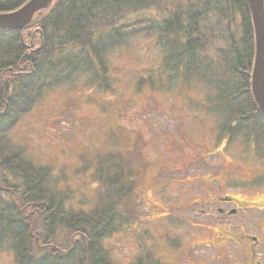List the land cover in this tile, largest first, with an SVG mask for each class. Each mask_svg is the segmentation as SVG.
Listing matches in <instances>:
<instances>
[{
    "label": "trees",
    "instance_id": "obj_1",
    "mask_svg": "<svg viewBox=\"0 0 264 264\" xmlns=\"http://www.w3.org/2000/svg\"><path fill=\"white\" fill-rule=\"evenodd\" d=\"M24 1L0 0V12ZM156 8L160 18L146 14ZM148 35L162 52L156 72L141 74L150 89L166 71L176 84L199 82L211 91L204 110L217 119L216 142L264 145V117L250 92L254 39L245 0H52L23 28L0 29V254L10 264H119L104 239L134 217L135 178L123 156L101 157L92 200L74 206L63 176L7 131L32 105L29 94L70 82L80 70L112 91L103 55ZM127 264L162 262L148 250Z\"/></svg>",
    "mask_w": 264,
    "mask_h": 264
},
{
    "label": "rangeland",
    "instance_id": "obj_2",
    "mask_svg": "<svg viewBox=\"0 0 264 264\" xmlns=\"http://www.w3.org/2000/svg\"><path fill=\"white\" fill-rule=\"evenodd\" d=\"M146 14L158 19L161 10ZM159 47L148 35L107 50L103 57L112 91L95 85L92 72L80 70L70 82L29 94L32 105L7 135L24 145L34 161L63 176L61 184L74 191V206L83 197L92 200L101 157L123 156L135 178L129 207L134 217L104 239L117 263L127 264L136 253L150 250L163 264H223L219 252L227 245L218 251L215 244L223 243L225 235L201 227L199 210L215 191L264 197V183L255 182L264 171V145L239 137L223 148L224 141L218 145L217 119L204 110L211 91L199 82L176 84L166 71V78L157 82L155 77L156 88L150 89L141 74L156 72ZM81 163L85 169H79ZM227 179L235 186L226 187ZM244 184L254 186L245 189ZM261 211L247 209L255 216ZM0 264H10L8 253L0 254Z\"/></svg>",
    "mask_w": 264,
    "mask_h": 264
},
{
    "label": "flooded vegetation",
    "instance_id": "obj_3",
    "mask_svg": "<svg viewBox=\"0 0 264 264\" xmlns=\"http://www.w3.org/2000/svg\"><path fill=\"white\" fill-rule=\"evenodd\" d=\"M212 194L215 204H209L200 210L201 225L225 235L223 244L217 243L219 247H231L229 240L233 242L235 248L225 251V264H264V197L248 199L231 193ZM250 208L262 209L261 215L247 213Z\"/></svg>",
    "mask_w": 264,
    "mask_h": 264
},
{
    "label": "water",
    "instance_id": "obj_4",
    "mask_svg": "<svg viewBox=\"0 0 264 264\" xmlns=\"http://www.w3.org/2000/svg\"><path fill=\"white\" fill-rule=\"evenodd\" d=\"M51 0H28L16 10L0 13V28H21L40 8ZM252 20L255 53L251 72L252 97L264 116V2L247 0Z\"/></svg>",
    "mask_w": 264,
    "mask_h": 264
}]
</instances>
